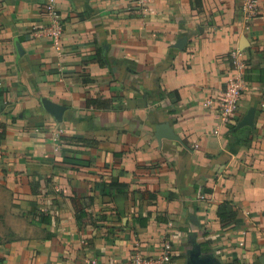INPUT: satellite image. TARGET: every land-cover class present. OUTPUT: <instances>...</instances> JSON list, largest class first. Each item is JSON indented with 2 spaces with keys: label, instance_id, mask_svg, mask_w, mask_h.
Segmentation results:
<instances>
[{
  "label": "crops",
  "instance_id": "0c3cea01",
  "mask_svg": "<svg viewBox=\"0 0 264 264\" xmlns=\"http://www.w3.org/2000/svg\"><path fill=\"white\" fill-rule=\"evenodd\" d=\"M240 1L0 0V264H133L166 240L167 264L195 242L264 264V0L249 24ZM237 47L248 86L226 125L205 101Z\"/></svg>",
  "mask_w": 264,
  "mask_h": 264
},
{
  "label": "built area",
  "instance_id": "2783aa9c",
  "mask_svg": "<svg viewBox=\"0 0 264 264\" xmlns=\"http://www.w3.org/2000/svg\"><path fill=\"white\" fill-rule=\"evenodd\" d=\"M149 0H136L138 5L145 7ZM50 17L49 23L43 28L45 34L53 41L58 42L63 36L64 24L55 5L50 3L45 6ZM239 10L245 23L249 24L261 13V0H241ZM232 71L220 91L218 97L210 96L205 101V107L215 109L219 119L224 124H232L238 115L243 92L248 86L245 76L247 63L242 58V49L234 48L230 53ZM3 128L0 126V136ZM197 146V145H196ZM171 260V243L166 240L159 256H146L141 251L133 254V264H167Z\"/></svg>",
  "mask_w": 264,
  "mask_h": 264
},
{
  "label": "water",
  "instance_id": "95a60500",
  "mask_svg": "<svg viewBox=\"0 0 264 264\" xmlns=\"http://www.w3.org/2000/svg\"><path fill=\"white\" fill-rule=\"evenodd\" d=\"M254 115H255V108L252 107L248 111V113L240 121H238L233 128H231V131H235V130L242 128L246 125L253 127ZM164 134H165V136H168V137L173 136L169 132L164 133ZM188 256H189L188 264H218L215 262V259L213 258V256L210 253H204V251L201 247V244L198 242H195L193 244V247L188 250Z\"/></svg>",
  "mask_w": 264,
  "mask_h": 264
},
{
  "label": "trees",
  "instance_id": "16d2710c",
  "mask_svg": "<svg viewBox=\"0 0 264 264\" xmlns=\"http://www.w3.org/2000/svg\"><path fill=\"white\" fill-rule=\"evenodd\" d=\"M234 125L231 126V128H233ZM242 133V136H238L239 133ZM250 133V127L249 126H245L242 127L240 129H237L234 131V135L237 136V138L239 137V139L243 142V143H247L248 142V135Z\"/></svg>",
  "mask_w": 264,
  "mask_h": 264
}]
</instances>
